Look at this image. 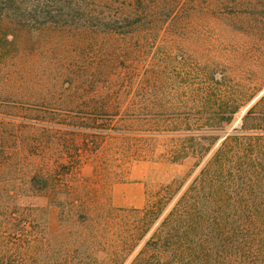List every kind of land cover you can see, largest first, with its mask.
<instances>
[{
	"label": "rangeland",
	"instance_id": "obj_1",
	"mask_svg": "<svg viewBox=\"0 0 264 264\" xmlns=\"http://www.w3.org/2000/svg\"><path fill=\"white\" fill-rule=\"evenodd\" d=\"M112 4L129 34L19 32L0 63V228L26 264H131L213 154H192L196 124L240 106L222 139L264 98V0H180L224 13L155 29L136 14L171 5ZM139 182L143 207L114 205Z\"/></svg>",
	"mask_w": 264,
	"mask_h": 264
},
{
	"label": "trees",
	"instance_id": "obj_2",
	"mask_svg": "<svg viewBox=\"0 0 264 264\" xmlns=\"http://www.w3.org/2000/svg\"><path fill=\"white\" fill-rule=\"evenodd\" d=\"M179 2L160 0L171 7L144 10L136 14L137 19L149 22L155 29L184 16L191 19L192 15L206 14L217 18L224 13L213 8L205 13L181 12L175 10ZM112 3L113 0H0V63L13 53L19 32L74 28L100 35L129 34L125 29L134 16L115 11ZM217 3L222 5L224 0H210L212 5ZM262 104L264 98L247 112L240 128L219 140L214 133L223 123H232L240 106L229 105L219 122L196 124L190 137L192 154L202 161L213 154L131 264H264ZM9 229L0 228V264H26L19 250L7 245L12 235L6 232Z\"/></svg>",
	"mask_w": 264,
	"mask_h": 264
},
{
	"label": "crops",
	"instance_id": "obj_3",
	"mask_svg": "<svg viewBox=\"0 0 264 264\" xmlns=\"http://www.w3.org/2000/svg\"><path fill=\"white\" fill-rule=\"evenodd\" d=\"M117 189H122L124 194L122 196V200L117 197ZM145 195H146V184L145 182L132 183L123 185L122 187L114 188L112 193L113 203L118 207H136L141 208L145 203ZM133 201H136L134 203Z\"/></svg>",
	"mask_w": 264,
	"mask_h": 264
}]
</instances>
